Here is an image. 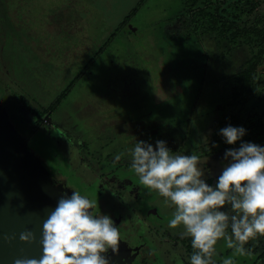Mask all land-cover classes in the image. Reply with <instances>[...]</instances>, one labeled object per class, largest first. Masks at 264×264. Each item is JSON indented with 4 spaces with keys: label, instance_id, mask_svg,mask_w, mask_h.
I'll return each instance as SVG.
<instances>
[{
    "label": "rangeland",
    "instance_id": "1",
    "mask_svg": "<svg viewBox=\"0 0 264 264\" xmlns=\"http://www.w3.org/2000/svg\"><path fill=\"white\" fill-rule=\"evenodd\" d=\"M249 68L255 99L242 140L264 146L255 122H264V0H0L6 124L31 134L27 151L60 195L78 191L112 218L116 264H188L172 239L183 229L168 227L174 207L142 185L130 150L163 140L173 155H197L214 186L227 164L219 131L238 126L220 123L228 77ZM71 83L50 112L53 128H37V111ZM244 247L240 255L222 238L213 261L253 264L264 237Z\"/></svg>",
    "mask_w": 264,
    "mask_h": 264
},
{
    "label": "clouds",
    "instance_id": "2",
    "mask_svg": "<svg viewBox=\"0 0 264 264\" xmlns=\"http://www.w3.org/2000/svg\"><path fill=\"white\" fill-rule=\"evenodd\" d=\"M219 134L228 145L240 143L225 150L227 164L214 186L204 179L197 155H173L163 140L155 146L137 141L130 150L131 167L142 185L174 207L168 227L182 228L190 238V264H214L215 245L222 238L244 255L246 243L264 237V146L243 141L242 126L228 125ZM95 209L96 201L78 191L61 195L42 220L40 257H18L14 264H109L105 253L118 251L120 233L109 215ZM14 238L8 237L9 242ZM19 240L30 244L37 236L26 229ZM223 264L233 261L226 258Z\"/></svg>",
    "mask_w": 264,
    "mask_h": 264
},
{
    "label": "water",
    "instance_id": "3",
    "mask_svg": "<svg viewBox=\"0 0 264 264\" xmlns=\"http://www.w3.org/2000/svg\"><path fill=\"white\" fill-rule=\"evenodd\" d=\"M0 109V264H14L18 257L39 258L38 242L47 210L56 207L61 195L40 168L37 159L6 124ZM26 229L36 233L37 242L24 243L19 234ZM15 238L9 242L8 237ZM109 264H116L105 253Z\"/></svg>",
    "mask_w": 264,
    "mask_h": 264
},
{
    "label": "trees",
    "instance_id": "4",
    "mask_svg": "<svg viewBox=\"0 0 264 264\" xmlns=\"http://www.w3.org/2000/svg\"><path fill=\"white\" fill-rule=\"evenodd\" d=\"M137 9H138V6L132 10V12L126 17L125 21L130 19L132 15L136 13ZM254 72H255L254 68H249V69L242 70L228 77L229 92L226 94L227 97L226 96H225L226 98L224 97L225 103H223V106L219 109L221 124L225 121L229 123L236 122L238 125L237 127L242 126L246 129V133L248 130H250L251 127L248 126L247 124L249 120V115L248 113H246V109H247V105L252 100L255 99L254 94L252 93V79L254 76ZM72 87H73V83H71L68 87H66L62 91V93L57 97L54 103L51 104L47 109H44L40 112L37 111V119H38L37 128L43 124L44 116H46L47 114H50V112L54 110L61 103V101L66 97L68 91ZM3 114L5 115V119L8 118L5 113ZM255 122H257L260 127L264 125V122L261 119V117H257ZM17 126H21V124H18ZM224 127L226 126L222 124V128ZM22 137H20L21 140L24 143H26L30 139L31 134L26 135V136L24 135L25 138L24 137L22 138ZM239 143L240 142L238 141L235 145H228L227 143H225V141H223V143L221 144V150L225 151L228 148L237 147ZM27 149L32 151L31 148H29L28 146H26V151ZM33 157L35 159H38L39 161H42L44 166L48 169V166L45 164L43 160H41L38 156H33ZM209 182H210L209 184H211L210 178H209ZM172 239L180 243V245L183 247V251L185 252V255L188 256L187 257L188 264H190V256L192 255L194 251L191 247L190 238L182 236V237H175ZM255 249L258 250V246H256ZM214 264L216 263L214 262ZM253 264H264V250L257 253V256Z\"/></svg>",
    "mask_w": 264,
    "mask_h": 264
},
{
    "label": "crops",
    "instance_id": "5",
    "mask_svg": "<svg viewBox=\"0 0 264 264\" xmlns=\"http://www.w3.org/2000/svg\"><path fill=\"white\" fill-rule=\"evenodd\" d=\"M45 117H48V118L50 119V114H47L46 116H44V118H45ZM51 124H52V123H51ZM48 127L53 128V126H51V125L48 126ZM56 127H57V125H56ZM28 143H29V140L27 141V145H28ZM86 178L88 179V177H86Z\"/></svg>",
    "mask_w": 264,
    "mask_h": 264
},
{
    "label": "flooded vegetation",
    "instance_id": "6",
    "mask_svg": "<svg viewBox=\"0 0 264 264\" xmlns=\"http://www.w3.org/2000/svg\"><path fill=\"white\" fill-rule=\"evenodd\" d=\"M43 124L45 125V123H44V119H43ZM45 126H50L49 118H48V125H45ZM176 242H177V241H176Z\"/></svg>",
    "mask_w": 264,
    "mask_h": 264
},
{
    "label": "built area",
    "instance_id": "7",
    "mask_svg": "<svg viewBox=\"0 0 264 264\" xmlns=\"http://www.w3.org/2000/svg\"><path fill=\"white\" fill-rule=\"evenodd\" d=\"M44 123H45V124L48 123V118H47V117L44 118Z\"/></svg>",
    "mask_w": 264,
    "mask_h": 264
}]
</instances>
